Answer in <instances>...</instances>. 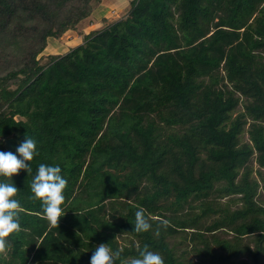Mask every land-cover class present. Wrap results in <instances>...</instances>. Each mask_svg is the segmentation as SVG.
I'll return each instance as SVG.
<instances>
[{
	"label": "trees",
	"instance_id": "1",
	"mask_svg": "<svg viewBox=\"0 0 264 264\" xmlns=\"http://www.w3.org/2000/svg\"><path fill=\"white\" fill-rule=\"evenodd\" d=\"M103 2L0 0V151L29 136L39 153L12 177L21 231L0 264H90L101 243L115 264L145 245L165 264H264V173L252 167L264 169V0H129L122 18L47 53ZM41 163L68 182L58 227L32 198ZM138 210L147 232L133 229Z\"/></svg>",
	"mask_w": 264,
	"mask_h": 264
},
{
	"label": "clouds",
	"instance_id": "2",
	"mask_svg": "<svg viewBox=\"0 0 264 264\" xmlns=\"http://www.w3.org/2000/svg\"><path fill=\"white\" fill-rule=\"evenodd\" d=\"M17 154L0 151V253L7 250L6 238L14 232L21 231L19 214L22 210L20 202L15 199L18 189L12 183V177L18 175L21 170L32 174L30 162L38 155L36 141L26 136L17 148ZM67 180L61 175L59 166H51L41 163L31 181L30 189L32 198L41 201L43 218L53 227H58L60 218L65 215L61 207L65 202V189ZM133 225V224H132ZM135 232H147L151 224L145 218L143 210L135 213ZM120 252L113 250L108 244L101 243L95 248L90 259V264H115ZM130 264H165L164 258L157 252L145 245L140 251L138 258H133Z\"/></svg>",
	"mask_w": 264,
	"mask_h": 264
},
{
	"label": "rangeland",
	"instance_id": "3",
	"mask_svg": "<svg viewBox=\"0 0 264 264\" xmlns=\"http://www.w3.org/2000/svg\"><path fill=\"white\" fill-rule=\"evenodd\" d=\"M128 3H129V0H104V2L102 3L101 7L95 13V16H94V18L96 19L95 22L98 23V25H100V24L103 25L104 24V22H103L104 18L108 19V22L116 21V20L122 18L126 14V12L128 10V7H129ZM87 22H88V20H86L83 23H81V25L79 26L80 29H82V28H90V24L87 23ZM92 22H93V20H92ZM76 33H78V31H76L75 34ZM75 34H71L72 38L78 39L77 43L81 42L80 38L83 37V34H80V33L76 34V35ZM68 38H70V37H64L61 41H57L55 39L51 40L50 44H49V47L47 49L49 51L47 53L50 54V55L51 54L58 55V54L67 53L69 50H71L72 48H74L76 46L75 45L76 42L73 41L72 38L71 39H68ZM237 111H243L242 105L238 107ZM236 115H237V112L233 115V117H236ZM241 142L242 143H249V136H248L247 133H244L241 136ZM252 167H253V173H254L253 176H254V178L259 180V178L257 176V173L260 170L264 173V169H260L259 168V166L255 162V158L252 160ZM231 199H234V198L228 197V198L217 200V202L221 203L222 205H227V203H229V201ZM258 202L262 206H264V191L262 190V188L259 190ZM240 207H241L240 204H235V205L232 206V209L235 210V209L240 208ZM210 223L211 222L209 220V221H205L204 224H206L205 226H207ZM187 231L190 233V232H192L194 230H187ZM223 231L224 232L218 231L215 234L217 236H219L220 238L232 239L233 233L231 231H229L228 229H224ZM119 240H120L122 245L130 243V239L129 238H125L124 237V238H120ZM172 242L177 245V254L179 256H181V257H184L185 261H187L189 263H191V262L198 263L199 262L198 258L194 254L190 253V247L191 246L189 245L188 242H184L183 243V241H181L180 237L175 238ZM244 242L246 244H248L250 242L249 238L245 239ZM232 264H251V259L248 258V257H241L239 259H236Z\"/></svg>",
	"mask_w": 264,
	"mask_h": 264
},
{
	"label": "crops",
	"instance_id": "4",
	"mask_svg": "<svg viewBox=\"0 0 264 264\" xmlns=\"http://www.w3.org/2000/svg\"><path fill=\"white\" fill-rule=\"evenodd\" d=\"M95 21H96V19L93 20V22H92V20H89V19H88V22H87V23L90 24V28H82V29H80V27H79V29H78V33H76V34H79V33H88V32H90L91 30H94L95 28H98V27H101V26H102L101 24L98 25V23H96ZM94 22H95L96 24H95ZM96 25H97V26H96ZM71 34H75V32L69 33V34H67V35L64 36V37H70V38H68V39H71V38H72V35H71ZM76 34H75V35H76ZM64 37H63V38H64ZM63 38H62V39H63ZM79 38H80V37H79ZM62 39H61V40H62ZM72 39H73V41L76 42V44H75L76 46L79 45V44H81V42H82V38H80L81 42H79V43H77V42H78V39H74V38H72ZM61 40H60V41H61ZM76 46H75V47H76Z\"/></svg>",
	"mask_w": 264,
	"mask_h": 264
},
{
	"label": "water",
	"instance_id": "5",
	"mask_svg": "<svg viewBox=\"0 0 264 264\" xmlns=\"http://www.w3.org/2000/svg\"><path fill=\"white\" fill-rule=\"evenodd\" d=\"M19 143L15 138H8L3 141V149L5 152H12L14 154L18 153L16 152L17 148L19 147Z\"/></svg>",
	"mask_w": 264,
	"mask_h": 264
}]
</instances>
